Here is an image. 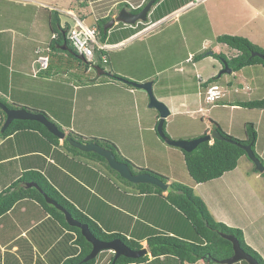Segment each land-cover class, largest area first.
Returning <instances> with one entry per match:
<instances>
[{"label":"crops","instance_id":"1","mask_svg":"<svg viewBox=\"0 0 264 264\" xmlns=\"http://www.w3.org/2000/svg\"><path fill=\"white\" fill-rule=\"evenodd\" d=\"M14 1H21L22 5L25 7H32L34 17L30 21H33L37 27H42L44 24L40 22L45 20L48 32L41 31V37H35L37 39V42H35L32 40L34 38L32 34H26L24 30L17 29V27L14 28L8 25L0 29V97H4L10 104L19 105V107L16 108L27 107L29 109L45 112L55 123L62 127L66 134L72 131L81 137L103 138L107 137L105 134L106 132L95 130L88 133L74 125L77 117L82 123H88L82 115L78 116L82 108L76 110L77 101L74 98L76 95L78 97L80 90H88L84 94V97L87 98L85 101L89 100V97L93 94V88L96 86L99 88L100 84L109 86V91H113L115 87V89H118L119 93H121L122 90L131 93L134 107H136L137 101L141 98V96L134 92L136 87L134 89H125V87H123V81L112 77V74L115 73L119 75V72L115 65L110 62L108 50H113L111 53H119L125 56V54H127L126 48L142 41L147 34L146 41L151 42L149 38L152 39L153 37L149 32L157 30L156 28L158 25L167 21H169L168 25L165 28L159 29V31L168 32L167 37L170 41L173 36L176 34L178 35V30L180 32V30L183 29L181 24L176 22L179 16L186 11L202 5L204 6V4L210 0H195L194 2L191 0H160L159 7H152L148 14V18L156 16L157 14L160 16L156 18V22H153L154 20L149 21L151 24L149 28H147V31H145L146 28L144 30L136 29L139 25L138 22L135 25H126L130 29H136L129 37H124L116 42H109V37L107 36L104 42L107 48L105 52L107 54V62L105 63L107 66L105 69H97L96 76L93 74L95 71L90 69L89 65H85L86 68L84 70L72 69L71 66H67L66 63H68L72 55L80 60V62L82 60L84 61V59L64 48V42L55 44L53 39L57 37V34L51 31L52 12H57L60 25L62 26L67 24L68 21H72L71 13L77 15L76 10L85 13L92 11V6L89 8L86 0L68 2L67 5L69 6L65 8L58 6V4H54L51 0ZM88 1L90 5L91 2L90 0ZM124 1L126 2L127 0ZM143 1L144 0H139L135 5L131 2L127 3L132 6L131 8H137ZM228 1H233L234 17L232 16L229 25L223 24L221 26L219 24H214V37H208L203 43L199 44L201 49H208L209 46L203 47V45L207 46L214 41L218 47H216L215 50L213 49L212 53H214V51L219 52V45L226 46V44L217 42L216 37L228 33L246 37L252 43L263 48L264 34L260 31L264 26L262 25L264 22V0H216V3L218 5H224ZM6 3H10V1L8 0ZM80 4L81 7L79 9L77 5ZM116 5H118V2H115L114 6ZM41 10L43 12H41ZM110 10L109 8L108 12ZM226 10H228V7L224 8V11ZM62 13L66 15V20L62 18ZM106 15H104V17H107ZM78 16L82 20L85 18H82L80 15ZM153 23L157 24L154 25ZM152 24L153 27H156L153 28ZM217 31H221L222 33L218 34ZM109 33L110 35H114L113 28H110L108 34ZM46 34L50 35L46 36ZM180 35L183 37L182 43L177 45V49L180 47L185 51V55L183 57L180 56L178 60H171L170 55H172V51H170V54L164 55V50H161L160 43L158 45L155 43L150 50V55L156 60V62L153 63V68L152 58L148 60L147 58L131 57L130 60L132 61L135 59L137 63L131 64V61L128 63L129 60L126 59L128 60L127 65L129 66L131 64V70L135 69L140 71L139 77L135 78L133 81L144 82L152 80V87L156 85L159 89H167L169 93H173L170 89L172 87L180 88V86L172 83V73L170 76L158 77V71L162 69H169L170 71L171 69L173 73L175 72V75H178V73L183 72V64L186 62L190 69L187 70L186 73L192 75L194 71L193 68L195 67L196 69L200 63L205 62L207 70L211 69V72L208 76L204 73H200L199 71L202 72L206 66H199L200 70H198L196 74L198 88L195 97L197 109L203 110L202 103L204 100L205 103L213 101L211 98L207 99L209 94H217L218 96L220 95V97H224V95H227L229 87H231L232 84L228 82L230 86L227 87L219 82L223 79L221 76H217L218 78L210 82L209 79L216 77L215 71L220 68L217 58L211 53L209 56L197 59L196 57L201 54V49L195 51L197 45H190L191 40L185 35ZM8 42L10 45H8ZM35 43H37V45H35ZM7 47L9 49L11 48L9 55L4 52ZM38 47L41 49L42 55L48 56V66L46 69L39 70L37 74L34 75L32 69L38 66L37 62H35L37 56L36 49ZM232 50L235 51L233 48ZM237 52L236 50V53ZM97 59L98 58L95 60L97 61ZM126 60L122 59L120 62ZM157 60H159V62L161 61V63L162 60H164L166 63L164 66H161L157 63ZM96 61L92 63L96 64ZM149 61H151V64H149ZM143 62H147L148 66L144 70H139ZM84 63L86 62L84 61ZM234 73L233 71L229 75ZM99 77H101L103 82H98ZM89 81H93V84H89ZM206 82L207 84H205ZM39 83L43 84V86H39ZM55 85L60 87L57 89L50 88ZM252 85L253 84L245 80L244 87L242 88L248 91ZM99 89L101 92H105L104 89ZM137 90H139L137 91L138 93H143V91H141L143 89L138 88ZM59 92L62 94L65 93V97H73L74 99L71 101L70 108L67 112L63 109V106L67 104V102L61 99L62 95ZM200 98L202 100L199 103ZM55 101L59 102L55 104ZM185 104L186 102H180V106L182 107H185ZM140 105L141 104L137 107ZM226 105L225 102L221 103V106ZM229 106H231V104H229ZM88 107H90V104L84 105V109ZM204 110L209 111L212 110V108L209 106L205 107ZM181 111L182 110H179V108H174L170 114H176ZM68 112V116L64 117ZM141 113H143L141 109L136 113L137 125H139V116H142ZM158 117L159 115L155 116L156 121L152 127L143 126L144 130L152 131V129H155ZM4 120L5 119L0 113V127ZM59 120L62 121L59 122ZM210 120L219 124L216 118ZM220 127L222 128L221 125ZM139 130L142 131L141 128H139ZM87 131L90 130L87 129ZM224 131L229 134L228 131ZM1 134L0 191L19 178L22 173L36 171L42 174L63 198L69 201L78 211L94 220L103 230L108 233H120L127 239L138 242L142 248H146L147 257L143 261L125 264H203L205 262H213L202 258L194 263L187 261L181 262L173 255H160L156 257L151 255L148 249L147 239L152 235H173L188 241H198V236L184 214L166 200L165 195L167 191H163L162 194L157 192H140L135 187L117 178L116 175H111L109 173L110 171L101 161L66 147L62 139H58L57 142H54L35 129L18 130L6 136H1ZM108 138L109 137H107V139ZM111 140L115 142L117 146L119 145L117 144L118 141L116 142L115 139L113 140L111 138ZM143 140L146 143L145 137H143ZM125 157L127 156L125 155ZM248 170V174L254 173L250 165ZM253 176L257 177L258 175L253 174ZM196 184L200 183L196 182ZM197 194L202 198L201 194ZM204 202L216 221L235 227L233 223L229 221L226 214L220 210V213L216 215L215 211L209 208L205 200ZM238 228L242 230L243 237L249 245L250 243L246 239L247 234H245L242 227ZM75 239L76 234L73 231L65 229L58 221L53 219L37 201L24 198L16 202L9 211L0 216V264H66L69 259L77 257L81 251ZM112 255L113 252L110 250L101 251L97 255L94 264H108ZM235 264H242V262H236Z\"/></svg>","mask_w":264,"mask_h":264},{"label":"rangeland","instance_id":"2","mask_svg":"<svg viewBox=\"0 0 264 264\" xmlns=\"http://www.w3.org/2000/svg\"><path fill=\"white\" fill-rule=\"evenodd\" d=\"M6 1L8 0H0V29L11 25L14 28L17 27V29L24 30L26 34H32L34 38L41 37V31L48 32L45 20L40 22L44 24L42 27H37L33 21H30L34 17L32 7L23 6L21 1L9 0L10 3H6ZM51 1L54 4H58V6L65 8L69 6L67 5L68 2L77 0ZM86 1L89 8L92 6V11L85 13L76 10L77 15H80L82 18L85 17L83 21L86 25H93L96 28V19L103 18L106 14V16L110 18L113 17L116 19L119 8L118 5L114 6L115 2H125L124 0H90L91 3L89 5V1ZM138 1L139 0H127L126 2H131L135 5ZM191 1L194 2L195 0ZM80 7L81 4L77 5V8L80 9ZM153 7H159V2L153 5ZM226 7H228V10L224 11V8ZM109 8L111 10L108 12ZM122 8L123 7L120 9ZM124 8L129 10L128 7ZM233 9V1H228L224 5H218L216 0H210L204 4V6L202 5L186 11L179 16V19H177L176 22L180 23L183 29L180 30V32L178 30V35L176 34L173 36L170 41L167 37L168 32L159 31V29L165 28L168 25L169 21L166 20L167 22L165 23H159L160 25L157 26V30L149 32L153 37L152 39L149 38L151 42L146 41L147 34L142 41L137 42L132 46H128L126 48L127 54H125V56L119 53H111L113 50H108L110 62L115 65L119 72V75H117L118 79H116L120 81H123L124 79L132 81L139 77L140 71L135 69L131 70L130 65L137 63V60L135 59L131 61V57L147 58L148 60L152 58L153 68V63H155L156 60L150 55V50L155 43H157V45L160 43V48L161 50H164V55H168L170 54V51H172V55H170L171 60H178L180 56L183 57L185 51L180 47L177 49V45L182 43L183 37L180 34L185 35L191 40L190 45H197L195 51H199L201 49L199 44L203 43L208 37H214V24H219L221 26L223 24L229 25L232 16L234 17ZM41 12L43 11L41 10ZM159 16L160 15L157 14L156 16L148 18L146 21L139 22L136 29L144 30L146 28L145 31H147V28H149V25L151 24L149 21L154 20L153 22H156L155 19ZM62 18L66 20V15L64 13H62ZM37 24L39 25L38 22ZM153 24L156 25L157 23ZM262 25H264V22ZM111 28H113L114 35H110V33L108 34L109 42H116L124 37H129L136 31V29H130L121 22H115ZM217 32L218 34L222 33L221 31ZM260 32L264 34V26ZM49 35L46 34V36ZM34 38L31 39L37 42V39ZM8 45H10L9 42ZM32 45L34 47L33 43ZM35 45H37V43H35ZM208 46L209 50H200L202 55L209 56L210 54L207 55V52L211 49L215 50L216 47H218L214 41L207 46L203 45V47ZM219 47V52L225 55L228 59L238 54V52L236 53V49L233 51L228 45H219ZM262 47L264 48V45H262ZM10 49L7 47L4 51L5 54L9 55ZM70 57L71 59L66 63L67 66H71L72 69L77 70H84L86 68L83 60L80 62L75 56L72 55ZM96 57L97 56L94 57L93 61H96ZM122 59H128L129 61L126 60L120 62ZM127 61L128 63L131 61L129 66L127 65ZM85 62H87V60H85ZM157 63L164 66L166 62L162 60L161 63V61L159 62V60H157ZM149 64H151V61H149ZM260 64L247 65L243 69L235 70V73L232 75H229V73L221 75L223 79L219 82L227 87L230 86L228 82L232 84L231 87H229L227 95H224V97H220L219 95L218 97H215L213 101H208L207 103H205L204 100L202 103L203 110L197 109L195 97L198 88L196 74L198 70H200V65L206 66L205 62L200 63L196 69L194 67L192 75L186 73L187 70H190L186 62L183 64L185 72L183 70V72L178 73V75H175V72L173 73L171 69L170 71L169 69L158 71V77L170 76L172 73V83L180 86V88L172 87L170 90H172L173 93H169L167 89H159L156 85L152 87L155 97L162 101L169 108L170 112H172L174 108L182 110L176 114L169 113L166 117L164 125L166 134L171 139H193L204 133L210 132L212 128V122H210V119L216 118L222 128L228 131L229 134L239 139H246L245 125L247 123H252L253 128L256 131L254 150L258 154V156H256L264 165V107L248 105V103L255 102L264 97V66H261L262 64ZM89 66L90 69L95 71L92 72L94 76H96V70L105 69L107 65L103 64L101 61L99 62L97 59L96 64L90 63ZM147 66V62H143L139 70H144ZM219 70L220 69L215 71L216 78H218ZM199 72L208 76L211 69L207 70L206 66L202 72ZM244 77L246 81L253 84L248 91L242 88L245 83ZM98 82H103L101 77L98 78ZM91 83L93 84V81H89V84ZM39 86H43V84L39 83ZM58 87L60 86L55 85L50 88L57 89ZM123 87H125V89L135 88L129 83L125 84V82ZM99 88L104 89L105 92H101ZM99 88L97 86L93 88V94H91L92 97L90 96L87 101H85L87 98L84 97L85 92L88 91L87 89L80 90L78 97L76 95L74 98L77 101L76 110L82 108L78 116L82 115V117L88 122L86 124L82 123L77 117L74 122L75 127L88 133L95 130L106 132L105 134L109 138L107 139V137H103L101 139L108 140L114 145H116V143L113 142L111 138L113 140L115 139L116 142L118 141L117 144L120 145V147L119 145H116L117 148L119 147L118 153L123 157H125V155L128 157L125 158L132 163L133 167L131 171H134L133 173L143 172L138 171L139 169L151 170L166 177L168 179L167 183H181L191 187L194 194L197 196V193L201 194V197L206 201L209 208H212L215 211L216 215H218L221 210L228 216L229 221L233 223V226L242 227L245 234H247L246 239L250 243L249 245L259 253L261 252L262 254H260L264 260V171L256 170L253 162L244 154L243 157L239 158L234 169L224 172L218 178L196 184L187 172L181 149L166 144L165 141L159 137L155 129H152V131L144 130V127H152L154 125L156 121L155 116L158 115V110L155 107L149 106V97L145 90H141L143 91V94L138 93V88H135L134 92L141 96V98L137 101L136 107H134L131 93L125 92L124 90L119 93L118 89H115V87L113 91H109L110 87L104 84H100ZM60 94L62 95L61 99L67 102V104L63 106L64 111L67 112L70 108L71 101L74 99L73 97H65V93ZM201 100L202 99L200 98L199 103ZM181 101L186 102L185 107L180 106ZM58 102L59 101H55L54 103L57 104ZM223 102L227 105L221 106V103ZM85 104H90V107L84 109ZM139 104L141 105L137 107ZM229 104H231L232 107L229 106ZM209 106H211L212 110L205 111L204 108ZM139 109H141L143 113H141L142 116H139V125H137L136 113ZM69 112L64 117L68 116ZM60 121L62 120H59V122ZM139 128H141L142 131L139 130ZM87 129L90 131H87ZM143 137H145L146 143L144 142ZM212 141L213 139L209 142ZM249 165L252 170L253 168L255 169L253 170V174H257V177L253 176L251 173L248 174ZM135 168H138V170H135ZM109 173L115 176L114 172ZM216 263L217 262H215V264ZM242 264L244 263L242 262Z\"/></svg>","mask_w":264,"mask_h":264},{"label":"trees","instance_id":"3","mask_svg":"<svg viewBox=\"0 0 264 264\" xmlns=\"http://www.w3.org/2000/svg\"><path fill=\"white\" fill-rule=\"evenodd\" d=\"M147 0H145L146 2ZM160 0H156L154 5L158 3ZM145 2L137 8H130L132 12H138L145 5ZM128 7L129 3L120 2L118 4V8ZM55 14V15H54ZM110 17L98 18L95 20L97 24V28L99 31V40L104 43L105 39L108 36V32L110 29L104 30L103 26ZM157 20V19H156ZM155 20V21H156ZM72 21H68L65 26L60 25L59 17L57 16V12L51 13V31L57 34V37L53 39V42L56 43H65L71 51V53L76 54L74 49L71 47L68 39V29ZM217 42L225 43L230 48L236 49L238 54L227 58L223 54H214V56L218 59H223L227 62L228 66L232 68L233 71L240 69L243 66L261 63L264 66L263 60L258 56H251L252 52H260L264 55V49L260 46L252 43L248 38L238 35L231 34H221L216 37ZM106 50H101L96 52V56L100 61V57L106 56ZM219 56V57H218ZM202 54H199L196 58L200 59ZM90 62H86L85 65L88 66ZM113 78H117V75L112 74ZM216 77H212L209 81L215 80ZM207 81V82H209ZM207 82L205 84H207ZM0 101L5 104L7 107L16 108L19 105L10 104L4 97H0ZM247 104V103H245ZM248 105L264 107V97L260 100H257L252 103H248ZM27 110H32L33 112H40L45 117L51 121H53L48 114L43 111H38L35 109H29L24 107ZM0 113L2 117L5 119V113L0 108ZM54 122V121H53ZM158 122V121H157ZM156 122V124H157ZM211 129H217L219 133L224 137V139H216L214 138L212 142L204 141L197 145L195 149L192 151L182 150L183 158L185 161V166L189 176L193 179V181L197 183H203L205 181L212 180L214 178L220 177L224 172L230 171L234 169L237 165V162L241 156L246 155L245 151L238 145H245L247 143H251V147L254 150V144L256 141V131L253 128L252 123H247L245 125L246 129V139L236 138L228 133H226L220 125L213 121ZM55 123V122H54ZM60 130H63L60 125L55 123ZM165 125V122H164ZM163 125V127H164ZM26 129H35L46 136L48 139L57 142L58 137L49 132L46 127L38 121L34 120H13L10 122L9 126L2 132L1 136H6L14 131L18 130H26ZM165 131V130H164ZM166 134V132H165ZM68 135L78 141L82 142H96L99 145L103 146L106 149H109L113 152L116 159L120 162H125L128 164L129 168L132 170V163L121 156L118 153V148L116 145L111 143L108 140H103L101 138H84L80 135L69 132ZM167 135V134H166ZM101 141V142H100ZM66 147L73 149L75 151L84 153L89 155L99 161H101L105 167L110 171L114 172L117 178L122 180L128 185H131L138 189L140 192H157L162 194L164 190L161 188L150 184V183H132L125 178L121 177L118 172L112 169L104 157L98 155L93 151H82L76 147L71 146L68 141L64 140ZM238 143V144H237ZM255 152V150H254ZM258 156V154L255 152ZM138 170V168H135ZM253 170H255L253 168ZM138 171L147 172L152 174L163 182H168V179L161 174H158L151 170L139 169ZM134 172V171H132ZM33 181L36 182L39 188L47 194V196L56 200L61 206H63L74 218L81 222H85L88 224V227L91 233L101 239V240H110L114 238H120L126 245H128L132 249H140L142 246L132 240L127 239L124 235L111 232L108 233L103 230L99 224H97L94 220L90 219L88 216L84 215L80 211H78L69 201L63 198L60 193L45 179V177L36 171H27L22 173V175L14 180L8 187L4 188L0 191V216L9 211L13 205L21 199L29 198L37 201L53 219L58 221L65 229L69 231H73L76 234V243L80 246L81 251L77 257L73 259H69L66 264H94L96 258L83 261V258L89 253L91 249V244L88 242L84 236L81 234V231L78 227L69 225L64 217L62 211L57 209L52 204L46 202L45 198L41 194L39 190L34 187H25V183ZM167 193L165 195L166 200L176 207L184 216L187 218L189 223L192 225L196 235L198 236V241H188L181 239L179 237L173 235H161L156 234L149 236L147 239L148 249L152 256H160V255H173L177 257L181 262L187 261L190 263H194L197 260L201 259L203 255L209 254L210 257L216 259H223L229 257L232 254V245L231 242L227 239L221 237V233H230L237 237L239 240V244L244 251L252 255L257 259L259 264H264V260L261 255L254 250L251 246H249L244 237L243 232L238 227L228 226L223 222L216 221L211 213L209 212L205 202L194 194L191 187H188L181 183H170L168 184ZM147 255H142L138 258H129L125 256H119L114 262L113 255L109 260L108 264H125L129 262H137L143 261ZM238 262H243L247 264L246 261L241 260ZM215 262H205L203 264H213ZM235 264V263H234Z\"/></svg>","mask_w":264,"mask_h":264},{"label":"water","instance_id":"4","mask_svg":"<svg viewBox=\"0 0 264 264\" xmlns=\"http://www.w3.org/2000/svg\"><path fill=\"white\" fill-rule=\"evenodd\" d=\"M156 0H148L145 5L141 8L138 12H131L130 10H127L126 8L120 9L116 19L111 18L107 23L104 24L103 29L107 30L113 26L115 22H121L126 25H134L135 23L139 21H146L149 12L151 11V8L153 7V4ZM64 48H68L64 43ZM212 51H208V54H211ZM251 56H258L260 57L264 62V55L260 52H252ZM219 61L222 64V68L219 70L218 76H221L225 73L231 74L233 72L232 68L228 66L227 62L223 59H219ZM125 83H129L130 85L143 89L147 92L149 97V106L155 107L158 110V122L156 125V132L159 135L163 141H165L167 144L171 146L178 147L185 151H192L197 147V145L204 141H210L211 139H224V137L219 133L217 129H212L210 132L204 133L201 136H198L193 139H171L169 136L165 134V129L163 127L166 117L169 115L170 110L169 108L159 99L155 97L153 94V81L147 80L144 82H137V81H128L123 80ZM0 108L5 113V120L0 127V134L9 126L10 122L13 120L19 119V120H34L38 121L41 124H43L46 129L51 132L53 135L57 136L60 139H65L68 141V143L76 147L82 151H93L97 153L98 155L105 158L108 165L114 169L118 174L125 178L126 180L132 182V183H150L153 184L162 190L168 189V183L163 182L158 177L149 174L147 172H138L133 173L131 169L129 168L128 164L125 162H120L116 159L113 152L109 149L104 148L103 146L99 145L96 142H79L72 137L68 136L64 131L60 130L55 123H53L51 120L47 119L45 115H43L40 112H33L30 110H27L25 108H10L7 107L5 104H3L0 101ZM238 144V143H237ZM246 153L247 157L253 162L254 167L256 170L264 171V165L261 163L259 158L256 156L255 152L253 151L251 147V143H247L245 145L238 144ZM26 187H34L38 189L43 197L45 198L46 202L52 204L57 209L63 212L66 222L71 225L78 227L81 231V234L84 236V238L90 242L91 249L89 253L83 258V261H87L90 259H93L97 256V254L103 250H110L113 252V261L114 262L119 256H125L129 258H138L142 255L146 254V248H140V249H132L128 245H126L120 238H114L110 240H101L97 237H95L89 227L88 224L85 222H81L74 218L63 206H61L59 203H57L56 200L52 199L51 197L47 196L41 188L37 185L35 182H27ZM221 237L227 239L231 242L232 245V254L229 257L223 258V259H216L209 256V254H205L202 256V259L211 260L213 262L221 263V264H234L238 261L244 260L247 262V264H259L257 259L247 253L246 251L241 248L239 244V240L237 237L230 233H221Z\"/></svg>","mask_w":264,"mask_h":264},{"label":"built area","instance_id":"5","mask_svg":"<svg viewBox=\"0 0 264 264\" xmlns=\"http://www.w3.org/2000/svg\"><path fill=\"white\" fill-rule=\"evenodd\" d=\"M73 24L68 31V39L71 42L72 46L76 52L80 55H83L87 59H91L94 55L96 49H102L104 46L98 41L97 38V29L94 26H87L83 21L77 17L75 14H72ZM41 49H38L36 53H40ZM102 60L105 62V56H102ZM36 62L39 63V69H46L48 66V56L47 55H38ZM216 87V86H214ZM208 99H214L213 95H208Z\"/></svg>","mask_w":264,"mask_h":264},{"label":"clouds","instance_id":"6","mask_svg":"<svg viewBox=\"0 0 264 264\" xmlns=\"http://www.w3.org/2000/svg\"><path fill=\"white\" fill-rule=\"evenodd\" d=\"M147 1H148V0H147ZM147 1H146V2H147ZM121 2H122V1H121ZM144 2H145V0H144L140 5H142ZM146 2H145V3H146ZM118 4H119V2H118ZM140 5H139V6H140ZM153 5H154V4H153ZM139 6H138V7H139ZM151 9H152V8H151ZM129 10H130V9H129ZM131 12H132V11H131ZM72 14H74V13H71V15H72ZM75 15H76V14H75ZM76 16L79 17L78 15H76ZM79 18H80V17H79ZM80 19H81V18H80ZM147 19H148V17H147ZM81 20H82V19H81ZM109 20H110V19H109ZM109 20H108V21H109ZM159 20H160V19H159ZM82 21H83V20H82ZM156 21H157V20H156ZM139 22H142V21H139ZM83 23H84V21H83ZM106 23H107V22H106ZM137 23H138V22H137ZM72 24H73V19H72V23L70 24V27L72 26ZM84 24H85V23H84ZM123 24H124V23H123ZM135 24H136V23H135ZM135 24H134V25H135ZM65 25H66V24L62 25V27L65 26ZM85 25H86V24H85ZM113 25H114V24H113ZM124 25H126V24H124ZM87 26H88V25H87ZM92 26H93V25H92ZM70 27H69V28H70ZM94 27H95V26H94ZM96 29H97V38H98V41L104 46V48L99 49V50L96 49L95 52H94V55L92 56L91 59H87V58L84 57L83 55L78 54V53L76 52V50L74 49V47L72 46L71 42L69 41V39H68V35H67V39H68V41H69L71 47H72V48L74 49V51L76 52V55L82 57V59H84V61L87 60V62H90V63L93 62V59H94V57H95L96 54H97L96 52L101 51V50H106V49H107V48H106V45H105L104 43H102V42L99 40V31H98V28H96ZM109 29H110V28H109ZM68 31H69V29H68ZM54 36H55V35H54ZM66 46H67V45H66ZM67 47H68V46H67ZM38 49H40V48L38 47V48L36 49V51H37ZM67 49L70 50L69 47H68ZM41 53H42V51H41L40 53H36V54H37L36 59L38 58V55H42ZM102 56H103V55H102ZM102 56L100 57V58H101L100 61H101L103 64H105V63L107 62V57L105 56L106 61L104 62V61L102 60V59H103ZM96 58H97V57H96ZM36 59H35V62H36ZM37 64H38V66H37V67H34V68L32 69L34 75H36L37 72H38L39 70H43V69H39L38 71H36L37 68L39 67V63H38V62H37ZM88 65H89V64H88ZM213 87H214V86H213ZM209 95H210V94H209ZM216 95H217V94H214L213 97H214V98H215V97H218V95H217V96H216ZM207 99H208V98H207ZM52 122H53V121H52ZM53 123H54V122H53ZM156 125H157V124H156ZM155 130H156V127H155ZM211 130H212V129H211ZM62 131H64V130H62ZM64 132H65V131H64ZM68 133H69V132H68ZM68 133H67V135H68ZM68 136H69V135H68ZM167 136H168V135H167ZM58 139H60V138H58ZM73 139H74V138H73ZM62 140H63V142H64L65 139H62ZM75 140H76V139H75ZM77 141H78V140H77ZM79 142H82V141H79ZM90 142H93V141H90ZM83 143H87V142H83ZM29 182H33V181H29ZM26 183H27V182H26ZM26 183H25V184H26ZM35 183H36V182H35ZM168 184H169V183H168ZM25 187H26V185H25ZM27 188H29V187H27ZM37 190H38V189H37ZM164 191H165V190H164ZM103 251H104V250H103ZM99 253H100V252H99ZM99 253H98V254H99ZM98 254H97V255H98Z\"/></svg>","mask_w":264,"mask_h":264},{"label":"flooded vegetation","instance_id":"7","mask_svg":"<svg viewBox=\"0 0 264 264\" xmlns=\"http://www.w3.org/2000/svg\"><path fill=\"white\" fill-rule=\"evenodd\" d=\"M120 3V2H119ZM132 6L129 4V9L131 8ZM119 10H120V8H119ZM119 10H118V13H119ZM131 11V10H130ZM118 15V14H117ZM117 17V16H116ZM207 50H209V49H206L205 51H207ZM204 51V52H205ZM210 51H212V49L210 50ZM220 52H216V51H214V53H212L213 55L214 54H219ZM225 56V55H224ZM204 57H206L205 55H202V58H204ZM215 57V56H214ZM219 57V56H218ZM226 57V56H225ZM216 58V57H215ZM217 60H218V62H219V64H220V68L219 69H221L223 66H222V64H221V62L219 61V59L217 58Z\"/></svg>","mask_w":264,"mask_h":264},{"label":"bare ground","instance_id":"8","mask_svg":"<svg viewBox=\"0 0 264 264\" xmlns=\"http://www.w3.org/2000/svg\"><path fill=\"white\" fill-rule=\"evenodd\" d=\"M58 11V10H57Z\"/></svg>","mask_w":264,"mask_h":264}]
</instances>
